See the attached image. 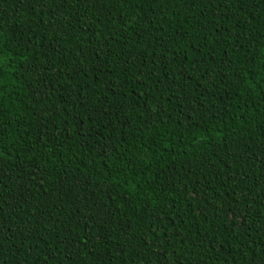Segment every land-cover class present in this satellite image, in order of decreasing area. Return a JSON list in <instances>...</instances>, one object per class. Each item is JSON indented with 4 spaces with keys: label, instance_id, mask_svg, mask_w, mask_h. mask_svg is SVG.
Segmentation results:
<instances>
[{
    "label": "trees",
    "instance_id": "obj_1",
    "mask_svg": "<svg viewBox=\"0 0 264 264\" xmlns=\"http://www.w3.org/2000/svg\"><path fill=\"white\" fill-rule=\"evenodd\" d=\"M261 253L264 0H0V264Z\"/></svg>",
    "mask_w": 264,
    "mask_h": 264
},
{
    "label": "snow or ice",
    "instance_id": "obj_2",
    "mask_svg": "<svg viewBox=\"0 0 264 264\" xmlns=\"http://www.w3.org/2000/svg\"><path fill=\"white\" fill-rule=\"evenodd\" d=\"M60 0H57V3H59ZM161 2H164V0H161ZM155 7V5H153ZM253 264H264V253L259 254L254 260Z\"/></svg>",
    "mask_w": 264,
    "mask_h": 264
}]
</instances>
